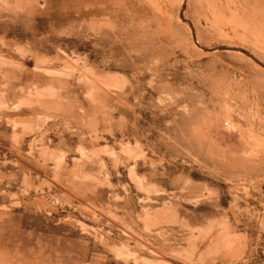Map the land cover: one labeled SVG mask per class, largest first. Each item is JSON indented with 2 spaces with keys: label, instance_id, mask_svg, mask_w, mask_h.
<instances>
[{
  "label": "rangeland",
  "instance_id": "1",
  "mask_svg": "<svg viewBox=\"0 0 264 264\" xmlns=\"http://www.w3.org/2000/svg\"><path fill=\"white\" fill-rule=\"evenodd\" d=\"M25 1H0V264H264V0Z\"/></svg>",
  "mask_w": 264,
  "mask_h": 264
},
{
  "label": "bare ground",
  "instance_id": "2",
  "mask_svg": "<svg viewBox=\"0 0 264 264\" xmlns=\"http://www.w3.org/2000/svg\"><path fill=\"white\" fill-rule=\"evenodd\" d=\"M0 1H2L3 2V4H6V5H8L9 6V4H10V2H12V0H0ZM27 1V0H26ZM25 1V2H26ZM40 4H42V2H39ZM11 6V5H10ZM182 8V7H181ZM182 18V17H181ZM184 20V19H183ZM187 24H188V22H187ZM188 26H190L189 24H188ZM190 31H192V30H190ZM193 40V39H192ZM237 53H238V51H236ZM235 53V52H234ZM239 54V53H238ZM241 54V53H240ZM251 54V53H250ZM252 56H253V58H256L257 59V62H256V59H255V62H254V64H256L258 67H260V68H262L263 70H264V64H262V62H261V60L259 59V58H257L255 55H253V54H251ZM252 60V59H251Z\"/></svg>",
  "mask_w": 264,
  "mask_h": 264
},
{
  "label": "snow or ice",
  "instance_id": "3",
  "mask_svg": "<svg viewBox=\"0 0 264 264\" xmlns=\"http://www.w3.org/2000/svg\"><path fill=\"white\" fill-rule=\"evenodd\" d=\"M168 178H169V177H162V178H161V183H166V181H167ZM201 195H202V197H203L204 199H208V198H210L213 194H212V193H209L208 196H203V193H201ZM81 264H89V262H88L87 259H85V260H83V261L81 262Z\"/></svg>",
  "mask_w": 264,
  "mask_h": 264
},
{
  "label": "water",
  "instance_id": "4",
  "mask_svg": "<svg viewBox=\"0 0 264 264\" xmlns=\"http://www.w3.org/2000/svg\"><path fill=\"white\" fill-rule=\"evenodd\" d=\"M241 52V51H240Z\"/></svg>",
  "mask_w": 264,
  "mask_h": 264
}]
</instances>
